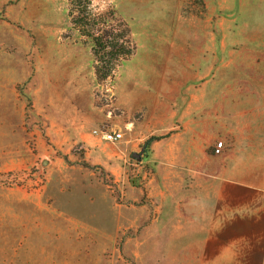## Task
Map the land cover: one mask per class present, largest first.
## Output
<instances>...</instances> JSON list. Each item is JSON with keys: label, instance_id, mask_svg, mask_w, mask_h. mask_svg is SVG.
Listing matches in <instances>:
<instances>
[{"label": "rangeland", "instance_id": "374dc122", "mask_svg": "<svg viewBox=\"0 0 264 264\" xmlns=\"http://www.w3.org/2000/svg\"><path fill=\"white\" fill-rule=\"evenodd\" d=\"M88 1L0 0V264H197L190 207L264 193V0Z\"/></svg>", "mask_w": 264, "mask_h": 264}, {"label": "crops", "instance_id": "0c3cea01", "mask_svg": "<svg viewBox=\"0 0 264 264\" xmlns=\"http://www.w3.org/2000/svg\"><path fill=\"white\" fill-rule=\"evenodd\" d=\"M209 170L214 173L208 166L204 171ZM201 181L205 187L213 186L212 180ZM218 186L216 201L203 197V201L198 199V207L189 209L193 213L189 228L201 230L207 237L197 264H263V253L257 250L260 255L256 256L251 246L261 235L257 228L264 218V193L252 184L228 178H221Z\"/></svg>", "mask_w": 264, "mask_h": 264}, {"label": "trees", "instance_id": "16d2710c", "mask_svg": "<svg viewBox=\"0 0 264 264\" xmlns=\"http://www.w3.org/2000/svg\"><path fill=\"white\" fill-rule=\"evenodd\" d=\"M79 4L81 2L89 3L88 0H78ZM81 20L75 21V23H80ZM77 32L78 36L87 35L90 38V44L94 50V56L97 57L95 71L100 79H105L112 71L114 61L122 58L123 56L130 55L131 47L129 46V41L126 38V32H122L119 35V40L115 41L114 39L107 40L100 37H90L87 33H84V29L80 30L78 27H73ZM102 52V55L99 54ZM108 55V58L104 59V54ZM99 61H103L104 65H99Z\"/></svg>", "mask_w": 264, "mask_h": 264}, {"label": "built area", "instance_id": "2783aa9c", "mask_svg": "<svg viewBox=\"0 0 264 264\" xmlns=\"http://www.w3.org/2000/svg\"><path fill=\"white\" fill-rule=\"evenodd\" d=\"M91 133L94 137H97L100 141L104 142L116 143L122 138V132L115 129H92ZM222 146V141L217 142L213 147L214 153H220Z\"/></svg>", "mask_w": 264, "mask_h": 264}, {"label": "water", "instance_id": "95a60500", "mask_svg": "<svg viewBox=\"0 0 264 264\" xmlns=\"http://www.w3.org/2000/svg\"><path fill=\"white\" fill-rule=\"evenodd\" d=\"M132 156L135 157V159L139 160V155H138V154H136V153H132ZM44 163H46L45 160H43V161L41 162V166H42Z\"/></svg>", "mask_w": 264, "mask_h": 264}]
</instances>
